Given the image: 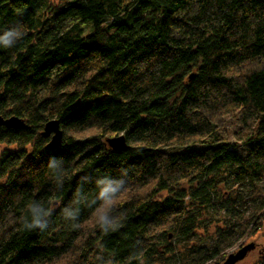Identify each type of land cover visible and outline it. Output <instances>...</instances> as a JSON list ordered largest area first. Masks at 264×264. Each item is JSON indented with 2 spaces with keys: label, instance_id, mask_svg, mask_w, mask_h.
Wrapping results in <instances>:
<instances>
[{
  "label": "trees",
  "instance_id": "trees-1",
  "mask_svg": "<svg viewBox=\"0 0 264 264\" xmlns=\"http://www.w3.org/2000/svg\"><path fill=\"white\" fill-rule=\"evenodd\" d=\"M20 26L25 35L0 47V116L27 126L0 127V264H152L208 209L220 235L256 233L264 0H0V35ZM52 119L62 139L45 151ZM119 135L129 148L117 152L105 139ZM104 178L128 189L115 232L94 222ZM32 200L50 212L43 232L22 227ZM196 247L197 264L226 257L218 242Z\"/></svg>",
  "mask_w": 264,
  "mask_h": 264
},
{
  "label": "rangeland",
  "instance_id": "rangeland-1",
  "mask_svg": "<svg viewBox=\"0 0 264 264\" xmlns=\"http://www.w3.org/2000/svg\"><path fill=\"white\" fill-rule=\"evenodd\" d=\"M48 1L53 6H60L65 2V0ZM237 127V121L229 119L226 122L225 130H223V133H225L224 135L230 137L231 132ZM248 147V145H242L237 148V151L240 155H244L247 152ZM3 149H5V146L0 145V152ZM261 184L264 187V180ZM181 188H186V186H182ZM218 189L224 192L222 194L223 197L226 196L225 190L221 185L218 186ZM207 211L208 212L203 215L198 222L201 228L195 230V235L190 240L179 242L176 239L169 237L167 245L171 246L172 251L170 253L160 254V256L156 257L151 263L197 264L199 253L196 246L209 247L211 244L218 242L224 256L235 252L243 245L253 243L254 249L248 252L245 257L236 264H254L258 260L260 249L264 245V217L260 219V227L255 234L241 238L237 237L235 234H230L225 237L224 234L220 235L218 233V231H222L224 228L220 215H218V213H212V210L210 209ZM211 261H208L206 264Z\"/></svg>",
  "mask_w": 264,
  "mask_h": 264
},
{
  "label": "clouds",
  "instance_id": "clouds-1",
  "mask_svg": "<svg viewBox=\"0 0 264 264\" xmlns=\"http://www.w3.org/2000/svg\"><path fill=\"white\" fill-rule=\"evenodd\" d=\"M25 35L23 26L10 28L5 30L0 35V47L12 48L17 40ZM97 194L95 201L99 202V206L95 209L93 215L95 217V224L97 228L105 233L109 230L115 232L118 224L117 221L111 218L113 209H118V201L124 196L128 190L124 187L123 181L111 180L104 178L96 181ZM76 212L65 209L64 212L67 218L75 219ZM50 216V212L44 207V205L38 201H30L26 205V213L21 217L22 227L26 230H40L45 231L49 225L47 217ZM78 228L79 225H74Z\"/></svg>",
  "mask_w": 264,
  "mask_h": 264
},
{
  "label": "water",
  "instance_id": "water-1",
  "mask_svg": "<svg viewBox=\"0 0 264 264\" xmlns=\"http://www.w3.org/2000/svg\"><path fill=\"white\" fill-rule=\"evenodd\" d=\"M0 127H5L7 129H24L27 126L18 117L10 116L8 118H3L0 116ZM40 137L47 139L44 145V150H54L59 147L62 139V131L59 128V123L57 120L52 119L44 123L43 128L40 132ZM107 146L113 151H123L129 147L125 143L124 137L113 136L105 139ZM254 249L253 243H249L239 247L235 252L226 255L224 260L220 264H236L241 261L245 255Z\"/></svg>",
  "mask_w": 264,
  "mask_h": 264
}]
</instances>
